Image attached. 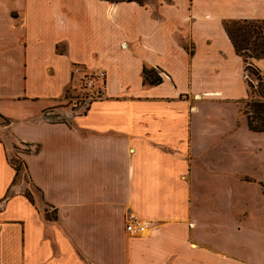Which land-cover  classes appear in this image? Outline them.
Segmentation results:
<instances>
[{
    "label": "crops",
    "instance_id": "crops-1",
    "mask_svg": "<svg viewBox=\"0 0 264 264\" xmlns=\"http://www.w3.org/2000/svg\"><path fill=\"white\" fill-rule=\"evenodd\" d=\"M226 19L264 0H0V264H264V202L235 195L258 181L264 201L245 169L264 132Z\"/></svg>",
    "mask_w": 264,
    "mask_h": 264
},
{
    "label": "trees",
    "instance_id": "trees-1",
    "mask_svg": "<svg viewBox=\"0 0 264 264\" xmlns=\"http://www.w3.org/2000/svg\"><path fill=\"white\" fill-rule=\"evenodd\" d=\"M110 2L136 1L144 4L146 0H108ZM223 27L233 44L236 54L245 64L244 70L257 82L254 87L247 81L250 98L241 101V114L245 116L247 128L253 133L264 132V79L251 59H264V19H226ZM254 37V39H252ZM143 81L148 85L162 82L154 69L143 68ZM255 96V97H254ZM257 96V98H256ZM264 191V183L260 184Z\"/></svg>",
    "mask_w": 264,
    "mask_h": 264
},
{
    "label": "built area",
    "instance_id": "built-area-1",
    "mask_svg": "<svg viewBox=\"0 0 264 264\" xmlns=\"http://www.w3.org/2000/svg\"><path fill=\"white\" fill-rule=\"evenodd\" d=\"M104 78L105 76L103 72H100L98 74L84 75L81 78L82 85L85 90V95L82 96L81 100L74 104L72 108L73 112H75L78 108H82L84 105H87L91 101L101 98L100 89L104 84ZM51 111L48 110L44 112L43 118L47 120H49V118H56L57 120H59L58 116L52 114ZM28 151H30V146L24 143H21L19 146L14 148L13 154L10 157V164L16 170L22 164L23 155ZM149 226L150 224L148 222L141 221L133 215H128L125 219V231L130 235L143 237V235L145 234L146 236L150 230Z\"/></svg>",
    "mask_w": 264,
    "mask_h": 264
},
{
    "label": "rangeland",
    "instance_id": "rangeland-1",
    "mask_svg": "<svg viewBox=\"0 0 264 264\" xmlns=\"http://www.w3.org/2000/svg\"><path fill=\"white\" fill-rule=\"evenodd\" d=\"M252 39H254V37ZM246 80L250 82L254 87L256 86L257 82L247 72ZM251 81L254 83H252ZM248 98H250V96ZM242 107L243 106H241V108ZM248 162L249 165L246 166L245 169L251 174V177L255 179L264 178V152H261L256 157H250L248 159ZM235 195L240 196V200L244 204H261L264 202L258 181L251 182V184H243L242 186L240 185L237 189V192L235 191ZM51 213L52 211L47 212V214Z\"/></svg>",
    "mask_w": 264,
    "mask_h": 264
},
{
    "label": "bare ground",
    "instance_id": "bare-ground-1",
    "mask_svg": "<svg viewBox=\"0 0 264 264\" xmlns=\"http://www.w3.org/2000/svg\"><path fill=\"white\" fill-rule=\"evenodd\" d=\"M145 235V234H144Z\"/></svg>",
    "mask_w": 264,
    "mask_h": 264
}]
</instances>
